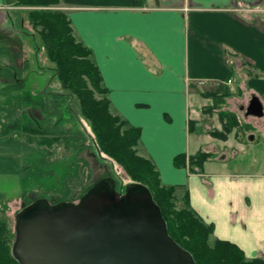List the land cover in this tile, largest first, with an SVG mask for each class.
<instances>
[{"label": "crops", "instance_id": "crops-1", "mask_svg": "<svg viewBox=\"0 0 264 264\" xmlns=\"http://www.w3.org/2000/svg\"><path fill=\"white\" fill-rule=\"evenodd\" d=\"M55 1L92 52L112 112L141 130L139 153L163 185L181 187L180 205L188 192L191 208L214 226V240L264 260V170L233 159L245 137L256 143L257 136H215L223 130L220 113L234 110L231 98L247 101L240 112L264 129V115H247L254 98L264 110V0ZM20 9L0 0V107H44L52 97L43 93L53 88L27 89ZM211 97L215 107L192 109V101ZM200 153L209 155L202 172L176 167L177 157L186 156L188 165Z\"/></svg>", "mask_w": 264, "mask_h": 264}, {"label": "rangeland", "instance_id": "rangeland-1", "mask_svg": "<svg viewBox=\"0 0 264 264\" xmlns=\"http://www.w3.org/2000/svg\"><path fill=\"white\" fill-rule=\"evenodd\" d=\"M29 9L37 8L20 9L22 18L27 22L25 35L22 36L26 46V86L27 89H53L43 93L52 97L44 107L28 108L18 104L0 107V123L3 125L2 129L0 126V136H6L0 148V219L9 223L12 230H15L16 214L32 199L36 201L38 198H45L55 204L70 201L77 203L97 179L111 176L119 182L120 190H125L127 185L133 183L123 166L100 153L91 123L82 115L79 99L63 89L55 76L56 66L47 57L39 31H35L27 21ZM49 9L64 12L57 6ZM61 93H66V99L62 100ZM213 98L203 99L198 104L192 101V109L197 110L198 106L203 109L215 107L217 103ZM227 101H231L234 107L233 111L220 113L224 114L222 132L225 133L226 128L232 129L227 138L234 133H237V136L248 133L257 136L256 143H251V138L245 137L243 146L237 147L238 155L233 159L247 162L238 161V164L256 165L260 170H264V139L263 133H260L264 131L261 130L262 125L259 128L257 120H253L258 129L252 122H247L249 118L244 112H240L241 106L247 101L234 98ZM0 103L3 102L0 100ZM211 109L212 107L208 110ZM111 113L114 114L112 110ZM208 114L206 116H211ZM200 115L204 116L201 113ZM206 126V123L198 125L196 133ZM29 130L30 133L27 132ZM69 133L83 134L86 139L84 142L80 141L83 145L55 144V148L50 147L52 149H47L44 153L43 140L53 141L59 136L71 137ZM206 136L209 137L205 135V138ZM204 145L206 148L205 142ZM138 146L135 148L137 155L143 157ZM182 206L183 203H178L177 209L181 210Z\"/></svg>", "mask_w": 264, "mask_h": 264}, {"label": "trees", "instance_id": "trees-1", "mask_svg": "<svg viewBox=\"0 0 264 264\" xmlns=\"http://www.w3.org/2000/svg\"><path fill=\"white\" fill-rule=\"evenodd\" d=\"M14 2L16 7L37 8L27 10V21L35 31H39L47 57L56 66L55 76L65 91L71 92L79 99L82 115L91 123L100 153L123 166L133 183L142 184L151 190L167 222L170 236L193 255L197 264H264L262 259L248 260L244 252L230 242L214 240V226L207 224L191 208L187 191L182 196L181 210L177 209V204L180 203L179 194L183 190L181 187L163 185L153 162L137 155L135 148L140 143L141 130L129 126L120 116L111 113L109 91L104 86L103 77L93 60L92 52L75 37L67 14L49 9L57 6L58 2L55 0ZM231 130L226 128L225 133L217 132L215 136L225 140ZM27 132L30 133L31 130ZM69 134L71 137L59 136L53 141L43 140L44 153L47 149H52L50 147L55 148V144L82 146L80 141L86 140L83 134ZM208 159V154L200 153L190 158L187 165V158L182 155L176 158L175 165L178 168L189 167L192 173H199L203 171ZM41 166L43 167V163ZM196 169L198 171H195ZM107 178L113 179L120 190L119 182L107 176L95 180L82 196L98 182ZM34 201L35 199H32L21 209ZM14 239L15 230H12L5 220L0 219V264H19L12 255Z\"/></svg>", "mask_w": 264, "mask_h": 264}, {"label": "water", "instance_id": "water-1", "mask_svg": "<svg viewBox=\"0 0 264 264\" xmlns=\"http://www.w3.org/2000/svg\"><path fill=\"white\" fill-rule=\"evenodd\" d=\"M248 116L262 117L254 98ZM13 258L19 264H197L169 234L151 190L110 178L79 202L38 199L15 216Z\"/></svg>", "mask_w": 264, "mask_h": 264}]
</instances>
